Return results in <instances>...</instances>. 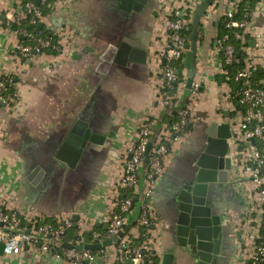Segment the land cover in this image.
<instances>
[{
  "label": "crops",
  "instance_id": "0c3cea01",
  "mask_svg": "<svg viewBox=\"0 0 264 264\" xmlns=\"http://www.w3.org/2000/svg\"><path fill=\"white\" fill-rule=\"evenodd\" d=\"M201 1L148 0L141 11H136L134 4L127 8L126 4L121 6L120 0H56L42 22L58 35L60 52H44L24 60L14 55L20 38L11 26L25 17L22 0H0V76L10 73L17 90V100L11 106L0 105V198L6 209L40 219L41 223L69 218L72 226L64 243H75L79 238L98 243L92 233L107 229L124 167L122 153L135 142L141 121L162 111L159 91L163 83V51L170 43L164 19L175 9L193 12ZM224 8L225 0H216L201 19L193 81L199 84V93L194 97V117L187 126L190 128L172 144L165 173L156 180L149 199L144 197L147 160L136 193L131 189L122 192L134 198L129 222L132 227L127 232L130 237L138 239L145 234L138 220L146 203L154 215V228L148 230V235L160 263L176 243L172 226L176 192L194 168L208 128L213 122H228L237 130L242 120L234 96L236 89L229 82L220 54ZM253 14L247 51L261 73L255 71V82L262 83L264 0ZM125 38L145 47L144 63L116 62L128 56L142 57L133 48L126 52V46L121 47ZM184 60L185 55L183 64ZM182 74L185 83L178 87L181 103L191 94V88H186V66ZM78 119L105 139L95 147L88 145L76 166L69 167L57 153ZM213 188V211L221 215L226 231L215 264H250L249 250L264 229L257 215L251 213L247 197L256 186L249 179L242 180L233 164L228 181ZM115 249V243L101 248L103 256L96 264L115 263ZM0 264L62 261L27 246L19 253H3Z\"/></svg>",
  "mask_w": 264,
  "mask_h": 264
},
{
  "label": "built area",
  "instance_id": "2783aa9c",
  "mask_svg": "<svg viewBox=\"0 0 264 264\" xmlns=\"http://www.w3.org/2000/svg\"><path fill=\"white\" fill-rule=\"evenodd\" d=\"M29 1L22 6V11L31 14L30 26H38L44 14L41 5H48L52 9L55 2L50 5L49 0ZM58 1V0H57ZM243 0H225L223 16L229 28H235L233 36L241 41V50L245 56V66L236 70L234 78L242 83V86L234 92L241 108L242 120L236 137L231 138L228 155L232 163L238 167L239 175L243 179H249L255 184L254 192H248L247 197L251 202V213H255L260 222L264 224V82L254 81L256 67L251 62V55L247 51L248 31L253 22L254 10L262 3L257 0L253 10L244 9L241 18L235 19V15L241 9ZM193 12L187 9H175L169 16L165 17L164 24L169 32L170 43L163 51L165 62L161 69L163 83L159 91V99L162 107L160 115L146 117L139 124L136 140L129 145L122 153L124 163L123 172L116 185V194L113 199V209L108 218V226L104 233L93 232V240L102 242L105 239L118 237L119 242L115 249V263L124 264L131 260L133 264H161L156 261L157 255L152 248V240L148 230L152 228L155 217L146 203L138 220L140 227H145L144 238L140 243L130 237L124 231L125 226L130 222V215L133 214V195H123L122 192L128 189L136 193V188L141 182V172L147 160L145 152L148 143L152 141V148L148 157V166L145 170L144 180L147 187L144 197L149 199L153 194L156 180L165 173V161L171 150L172 144L180 140L185 132L188 123L194 117V97L199 93V84L192 82L191 94L184 108H179L181 97L178 94V87L185 83L179 81V69L177 61L184 58L185 44L188 38L184 35L189 31ZM21 17L17 19L19 21ZM21 34L32 38L34 44H25L19 40L14 46V55L24 60L34 59L43 53V49L52 44L51 37L35 36L26 29ZM19 35V32H18ZM58 37V35H57ZM229 35L221 38L220 52L224 54L222 63L233 64L239 61L236 46L229 42ZM55 47L61 48L58 37ZM225 73L227 70L224 68ZM12 75L7 73L0 76V105L11 106L17 100V92L14 95L7 94L9 81L13 84ZM165 108H168L170 116H175L173 111L178 109V119L159 124L160 116ZM159 129V130H157ZM251 139H254L255 143ZM243 145V150L238 151L237 147ZM241 154V158L237 155ZM72 226L69 218L59 222H43L40 219L27 217L21 212L6 209L0 198V242L4 244V253H19L23 248L36 247L40 251L50 253L62 261V264H96L98 256L103 250H79L75 247L67 248L64 240L68 229ZM79 238L75 243H86ZM250 251V264H264V229L257 235Z\"/></svg>",
  "mask_w": 264,
  "mask_h": 264
},
{
  "label": "water",
  "instance_id": "95a60500",
  "mask_svg": "<svg viewBox=\"0 0 264 264\" xmlns=\"http://www.w3.org/2000/svg\"><path fill=\"white\" fill-rule=\"evenodd\" d=\"M121 6L126 4H134L136 11H141L148 0H120ZM216 0H202L194 9L188 41L185 44V60L184 64L188 69V77L186 80V88L189 89L194 81L196 63H197V42L200 37L201 19L206 14L208 7ZM39 1L37 0L36 3ZM44 23L41 21L38 24V29H41ZM126 43V44H125ZM133 48V52L142 55L141 58L135 59L133 56H128L126 60L118 61L124 63L128 60L145 62L147 52L145 47L140 46V43H134L131 39L125 38L124 44ZM135 46V47H134ZM128 55V54H127ZM180 73V70L178 71ZM187 100V95L183 99ZM180 104L179 108H182ZM178 109L173 111L177 114ZM188 123L187 126H190ZM237 133L228 122H213L207 130L206 143L203 150L195 159V165L189 174L188 178L181 185V189L176 192L175 203L173 204V229L176 237L175 245L171 247L172 251L165 253L161 264H215L217 257L221 252V247L225 240V227L220 214L214 213L212 206V195L214 185L228 181L229 171L232 170V159L228 155L230 143L229 140L236 137ZM104 136L95 133L86 122L78 119L76 123L69 129V132L64 137L61 146L58 150L57 157L67 162L69 167H75L80 160L84 150L89 145L95 147L96 144L104 143ZM255 143L254 139H251ZM152 141L148 143L145 156L148 161ZM238 151L243 150V145L237 147ZM241 158V154L237 155ZM131 218V217H129ZM132 227V223H128L123 235ZM154 228V225H152ZM118 237L105 239L98 243H70L65 242L67 248L75 247L79 250L96 251L101 248L118 243ZM4 253V244L0 242V255ZM124 264H133L131 260H127ZM147 264V263H145Z\"/></svg>",
  "mask_w": 264,
  "mask_h": 264
},
{
  "label": "trees",
  "instance_id": "16d2710c",
  "mask_svg": "<svg viewBox=\"0 0 264 264\" xmlns=\"http://www.w3.org/2000/svg\"><path fill=\"white\" fill-rule=\"evenodd\" d=\"M29 1L36 2V0H22V6H25V4L27 2H29ZM54 2H55V0H49L50 5H52ZM256 2H257V0H243V2L241 3V9L235 15V19H238V18L242 17L243 11H244L245 8H247L249 10H253L254 7H255ZM41 7H42L44 15H47L48 13H50L52 11V8L50 6H48V5H41ZM30 17H31V14L26 13V16L24 18L20 19L19 21L16 20V21L11 23L12 29H14V30L19 32L20 40L23 43H25V44H31V45L34 44V40L32 38L24 36L23 34L20 33V31L22 29H26L28 32L32 33L35 36L51 37L52 38V44L49 47L44 48L43 49V53L44 52L45 53H51V54L59 53L61 48L60 47H55V45L57 44V40H58L57 35L52 30L48 29L45 25L41 29H38V26H30V23H29ZM226 21H227V19H225V17L223 16L222 21H221V25H220L221 38L225 34L229 35V40L228 41L233 43L236 46L239 61L236 62V63H233V64L223 63V66L228 72L227 75H228L229 82L233 85L234 89L237 90L238 88H240V86H242V83L240 81L235 80L234 74H235L237 69L242 68V67L245 66V59H244L245 54L241 50V41H239L238 39H236L233 36V32L236 29L227 27ZM184 35L186 36V38H188L189 31L185 32ZM247 39H248V37H247ZM220 54L222 56V59L224 60L223 52L221 51ZM184 65L185 64H183L182 60H179L176 63V66L180 70L178 82L179 81H183L182 70L185 67ZM257 73L259 74L260 72L256 71V74ZM260 75H261V73H260ZM11 79H12L13 84H11L9 81L7 82V84H8L7 94L14 95L17 92L16 87H15V78L12 76ZM254 81H257L256 77H254ZM187 102H188V100H185V101L183 100L182 108H184L186 106ZM236 102H237L238 108H241V106L239 105L237 99H236ZM168 110H169L168 108H165L163 110V112H162V114L160 116V119H159V124H161L163 122H167L168 120L173 122L176 119H178V117H179L178 115L170 116ZM189 128L190 127H187L185 129V131L188 130ZM157 130H159V129H157ZM141 229H142L143 232L145 231V227H141ZM143 238L144 237L141 236L138 239H135V242L136 243H140L143 240ZM94 252H97V251H94ZM102 256H103V253L100 252L98 258H101ZM156 261H158V259H156Z\"/></svg>",
  "mask_w": 264,
  "mask_h": 264
}]
</instances>
